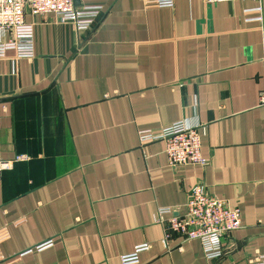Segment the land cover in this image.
<instances>
[{
	"label": "crops",
	"instance_id": "1",
	"mask_svg": "<svg viewBox=\"0 0 264 264\" xmlns=\"http://www.w3.org/2000/svg\"><path fill=\"white\" fill-rule=\"evenodd\" d=\"M76 6L103 7L93 30L27 10L34 57L0 59V163H11L0 182V264H122L145 245L138 264L263 257L264 0ZM182 121L206 127V167L173 168L163 141L141 143V132ZM198 185L241 214L220 258L180 236L163 244L159 210L183 214Z\"/></svg>",
	"mask_w": 264,
	"mask_h": 264
},
{
	"label": "built area",
	"instance_id": "2",
	"mask_svg": "<svg viewBox=\"0 0 264 264\" xmlns=\"http://www.w3.org/2000/svg\"><path fill=\"white\" fill-rule=\"evenodd\" d=\"M244 0H205L209 5L232 3ZM261 2L262 0H251ZM161 8H172L174 0H156ZM27 10L35 16L54 15L64 22L72 23L79 32H90L96 26L101 6H76V0H0V35L8 34L7 41L0 38V59L11 51L17 58H33L35 54V29L26 22ZM262 14V7L255 10ZM262 22V16L257 19ZM264 102V98L262 99ZM206 127H190L186 121L177 122L155 133H140L142 144L163 141L165 154L171 167L194 165L206 167L209 161L202 155V138ZM19 156L16 161H26ZM10 162L0 163V182L3 172L9 170ZM157 223L164 228L163 244L168 247L173 236L184 241H199L207 259L224 255L223 237L242 228L241 214L218 198L210 196L204 186H195L190 192L184 213L176 214L171 208L159 210ZM52 243L37 248L42 251ZM149 246L136 248L134 254L124 256L122 264H138V255ZM249 264H264V256Z\"/></svg>",
	"mask_w": 264,
	"mask_h": 264
}]
</instances>
